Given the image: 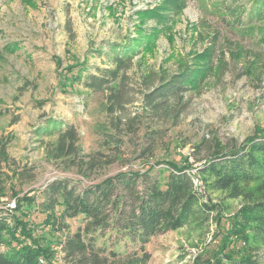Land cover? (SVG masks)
<instances>
[{
  "label": "rangeland",
  "instance_id": "rangeland-1",
  "mask_svg": "<svg viewBox=\"0 0 264 264\" xmlns=\"http://www.w3.org/2000/svg\"><path fill=\"white\" fill-rule=\"evenodd\" d=\"M254 1L0 0V216L8 224L18 220L16 233L32 232L37 247L65 264L55 245L61 235L49 221L41 224L45 214L29 203L28 222L19 209L27 198L40 200L49 183L68 179L83 188L121 172L175 165L203 193L206 179L198 170L207 153L197 154L196 145L204 138L242 143L264 135V19L253 29L246 23ZM116 56L131 61L113 89H86L83 78L115 68ZM187 69L202 75L197 88L169 104L171 118L153 116L145 96ZM70 125L78 135V163L57 151L58 132ZM115 127L128 135L121 153L103 145L104 128L122 136ZM152 130L163 134L147 155ZM95 159L100 167L88 170L85 164ZM261 184L249 185L247 194L260 196ZM208 195L222 206L216 219L155 237L134 253L129 247L126 262L192 264L208 250L248 253L244 240L230 235L246 200ZM69 224L74 232L79 221ZM258 248L255 260L264 264V245Z\"/></svg>",
  "mask_w": 264,
  "mask_h": 264
},
{
  "label": "trees",
  "instance_id": "trees-1",
  "mask_svg": "<svg viewBox=\"0 0 264 264\" xmlns=\"http://www.w3.org/2000/svg\"><path fill=\"white\" fill-rule=\"evenodd\" d=\"M246 15L249 28H255L254 24L264 19V1L255 0ZM241 19L237 22L240 23ZM129 57H114L115 68L99 69L98 75L84 77L83 85L94 92L113 89L112 83L117 80L120 70L131 61ZM193 72L196 71L184 70L145 96L153 116L172 117L174 110L169 104L194 91L202 78L201 74ZM132 122L129 133L135 129ZM60 131L59 155L73 157L69 162L78 163L75 127L70 125ZM115 131L122 136L109 133L104 128L101 134L103 145L105 142L107 150L121 153L124 146L122 137L128 135L117 127ZM162 134L160 130L149 132L144 154L152 153L157 138ZM195 148L197 154L203 150L207 153L204 164L198 170L199 175L206 179L203 193H200L194 176L187 169L171 165L157 172L151 167L143 174L121 172L83 188L78 182L58 179L41 190L40 200L27 198L19 209L22 215L26 214L27 220L31 212L26 209L29 203L35 205L32 207L38 213L45 214L41 224L49 221L52 224L48 225L61 235L55 245L59 247L65 264H122L123 261L125 264H137L134 259L126 262L131 256L129 247L134 248V251L130 250L134 253L135 249L144 248L155 237L188 225L200 227L216 219L215 214L223 211L222 206L212 204L208 193H227L231 200L241 197L246 200L230 235L243 239L248 245V253L240 256L231 251L208 250L196 256L192 264H258L255 253L259 245H264V191L255 197L254 194H247L246 188L261 182V190H264V135L251 137L242 143L235 139L224 143L217 138L212 141L204 138ZM100 163L95 159L85 166L93 170L100 167ZM106 163H112L111 159ZM7 218L0 216V236L7 235V239L0 241L4 247L0 250V264H57L51 254L37 247L32 232L25 229L16 233L18 220L8 224ZM74 220L79 221V226L71 232L69 222Z\"/></svg>",
  "mask_w": 264,
  "mask_h": 264
},
{
  "label": "built area",
  "instance_id": "built-area-1",
  "mask_svg": "<svg viewBox=\"0 0 264 264\" xmlns=\"http://www.w3.org/2000/svg\"><path fill=\"white\" fill-rule=\"evenodd\" d=\"M12 208H14L16 205H15V202L11 203L10 204Z\"/></svg>",
  "mask_w": 264,
  "mask_h": 264
}]
</instances>
